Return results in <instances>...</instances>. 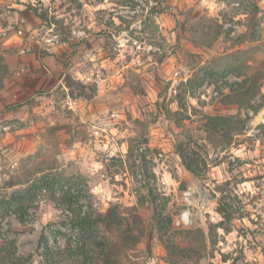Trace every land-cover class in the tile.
<instances>
[{"label":"rangeland","instance_id":"1","mask_svg":"<svg viewBox=\"0 0 264 264\" xmlns=\"http://www.w3.org/2000/svg\"><path fill=\"white\" fill-rule=\"evenodd\" d=\"M162 3L0 0V186L21 182L25 168H54V192L61 199L73 195L57 206L52 191H38L26 233L10 230L19 225L14 213L0 216L18 255L34 256L29 264H45L39 249L44 234L62 252L59 264L91 262L69 250L78 242L87 243L94 259H105L93 248L102 242L116 264H170L154 232L149 188L172 230L179 231L173 221L185 210L192 228L223 224L217 245L208 240L206 256L195 264H264V82L254 108L224 131L232 143L218 147L206 141V116L237 115L238 106L226 105L215 85H198L200 67L220 57L243 65L247 74L259 67L264 0ZM29 6L47 12L51 23ZM205 19L224 25L211 47L190 38V29L207 25ZM248 28L257 41L238 43ZM167 109L183 111L182 120ZM180 149L198 163L199 177L182 167ZM222 199L233 207L232 220L218 213ZM82 211L109 214V220L81 236L71 219Z\"/></svg>","mask_w":264,"mask_h":264},{"label":"trees","instance_id":"2","mask_svg":"<svg viewBox=\"0 0 264 264\" xmlns=\"http://www.w3.org/2000/svg\"><path fill=\"white\" fill-rule=\"evenodd\" d=\"M164 4L165 0H160ZM167 1V0H166ZM30 10L44 23L50 24L48 13L37 9L36 7L29 6ZM166 9H163L165 11ZM202 21L204 19H201ZM208 24L204 26H195L190 29V38L196 46L211 47L213 42L220 38L224 33V25L220 24L218 19H205ZM246 41H257L256 33L248 28V30L238 35V43L242 44ZM217 62H223L217 64ZM241 64L237 62L228 63L225 57H220L211 62L210 66L200 67L198 74L200 75V83L202 85L205 82H209L215 85V88L222 90L224 94V103L226 105H237V115L223 116H206V141L214 147H218L222 144L223 140L226 143H232V137L227 132L224 133L233 123L237 120H241L242 112L245 108H254L251 102L256 99L261 92V86L264 82V59L257 69L251 74H247L242 70ZM251 68V67H250ZM7 69H4V75H7ZM230 75V77L227 76ZM213 81V82H212ZM192 81H187L186 85L191 84ZM221 82V86L219 85ZM182 98L179 96L177 101L181 104ZM23 106L24 103H21ZM182 106V105H181ZM258 110H256L257 112ZM168 114L173 115L174 119L178 122L182 120L183 111L171 112L167 109ZM223 130V131H222ZM231 138V139H230ZM228 141V142H227ZM178 155L181 159L182 167L189 173L196 177H199L197 170L198 163L190 159L183 151L178 150ZM143 164L146 165L145 157H143ZM23 169L21 182L10 181L3 183L0 186V216L3 214L14 213L19 221L18 226H13L10 230L17 234H22L31 231L32 221L25 220V217L29 214L30 210L36 208L35 202L37 201L38 191H52L51 198L58 206L60 201L69 202L72 200L73 195H67L64 199H61V195H57L54 192L55 180H51L54 168L47 170L39 169ZM16 185H22L24 189L17 192L9 193L8 190ZM221 193L224 190L220 191ZM149 202L154 211L153 215V228L155 235L161 238V241L166 250V258L170 264H195L204 258L208 251V243L211 242L213 246H216L218 240L215 238L219 229L226 231L222 225H210L208 229L205 228H191L187 230H172L171 219L163 217L160 210L157 196L154 194V189L149 188L147 193ZM225 200V198H224ZM219 201L218 213L224 220H232L234 218L233 207L224 202ZM145 200L141 203L144 204ZM109 214H102L94 216L91 211H82L75 215L71 219L72 225L75 230H79L76 233L81 236L90 235L96 226H99L109 219ZM119 224V223H118ZM3 223L0 221V264H29L33 261L34 256L29 255L27 257L18 255L15 250V242L10 240L2 232ZM172 230V231H171ZM40 256L44 260L45 264H59V256L62 252L50 245L45 234L42 235L39 243ZM72 247V245L70 246ZM87 243L83 244L78 242L76 247L69 248L76 252H81L86 260L91 261L88 264H116L113 260V256L109 253L107 245L96 243L97 248L101 250V254L105 259H94L88 251L91 248H87ZM76 250V251H75ZM89 256V257H88ZM228 259L224 260L227 262Z\"/></svg>","mask_w":264,"mask_h":264},{"label":"built area","instance_id":"3","mask_svg":"<svg viewBox=\"0 0 264 264\" xmlns=\"http://www.w3.org/2000/svg\"><path fill=\"white\" fill-rule=\"evenodd\" d=\"M74 103H69V107L71 109L74 108ZM163 153H160L159 156L163 157ZM159 170V167L157 168ZM157 186L160 188V181H158ZM163 190L165 191L166 189L163 188ZM192 195V193L190 192H185L184 196L188 199L190 198ZM173 225L175 227V229L177 230H187V229H191L194 226V219L192 217V214L190 211L185 210L180 212L177 216H175L174 221H173Z\"/></svg>","mask_w":264,"mask_h":264},{"label":"crops","instance_id":"4","mask_svg":"<svg viewBox=\"0 0 264 264\" xmlns=\"http://www.w3.org/2000/svg\"><path fill=\"white\" fill-rule=\"evenodd\" d=\"M46 71V70H45ZM47 72V71H46ZM22 87H26V82H25V84L22 86ZM18 90H20V88L18 89ZM34 96V95H33ZM85 106L86 105H83L80 109H79V111H84L85 110ZM94 107V105H92L91 103H89L88 104V106H87V108H88V110H89V112L91 111V109Z\"/></svg>","mask_w":264,"mask_h":264}]
</instances>
